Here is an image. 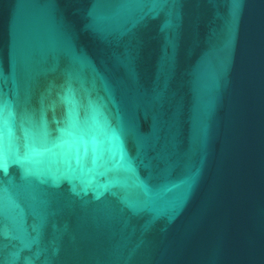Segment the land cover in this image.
<instances>
[{"label":"water","instance_id":"water-1","mask_svg":"<svg viewBox=\"0 0 264 264\" xmlns=\"http://www.w3.org/2000/svg\"><path fill=\"white\" fill-rule=\"evenodd\" d=\"M0 264H264V0H0Z\"/></svg>","mask_w":264,"mask_h":264}]
</instances>
